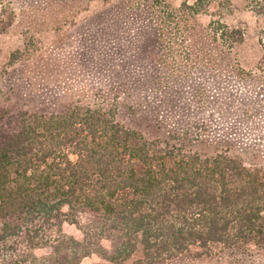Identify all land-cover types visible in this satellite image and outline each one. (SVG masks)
<instances>
[{"label": "rangeland", "instance_id": "374dc122", "mask_svg": "<svg viewBox=\"0 0 264 264\" xmlns=\"http://www.w3.org/2000/svg\"><path fill=\"white\" fill-rule=\"evenodd\" d=\"M155 1L0 0V129L15 128L22 111L61 112L79 103L109 111L149 139L179 135L193 151L227 148L264 165L263 7L230 0L189 17L182 4L194 0ZM221 25L242 42L230 48L214 39ZM63 231L81 238L73 226ZM100 263L92 254L80 264ZM158 264H264V250Z\"/></svg>", "mask_w": 264, "mask_h": 264}, {"label": "trees", "instance_id": "16d2710c", "mask_svg": "<svg viewBox=\"0 0 264 264\" xmlns=\"http://www.w3.org/2000/svg\"><path fill=\"white\" fill-rule=\"evenodd\" d=\"M229 2L194 0L182 9L194 17ZM257 4L264 10V0ZM212 34L230 48L243 40L227 25ZM259 42L264 56V29ZM15 121L0 129L1 264H80L92 254L100 264L137 254L140 264H158L264 250V165L227 148L193 151L179 135L149 139L79 103L22 111ZM65 224L81 238L67 235Z\"/></svg>", "mask_w": 264, "mask_h": 264}]
</instances>
